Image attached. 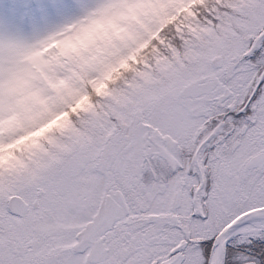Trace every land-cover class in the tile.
<instances>
[{"label": "snow or ice", "instance_id": "6c2138e0", "mask_svg": "<svg viewBox=\"0 0 264 264\" xmlns=\"http://www.w3.org/2000/svg\"><path fill=\"white\" fill-rule=\"evenodd\" d=\"M0 264H264V0H0Z\"/></svg>", "mask_w": 264, "mask_h": 264}]
</instances>
